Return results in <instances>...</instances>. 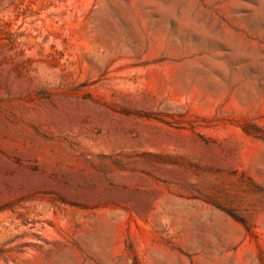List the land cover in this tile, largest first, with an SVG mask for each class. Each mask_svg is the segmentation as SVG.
Segmentation results:
<instances>
[{
  "label": "rangeland",
  "instance_id": "1",
  "mask_svg": "<svg viewBox=\"0 0 264 264\" xmlns=\"http://www.w3.org/2000/svg\"><path fill=\"white\" fill-rule=\"evenodd\" d=\"M0 264H264V0H0Z\"/></svg>",
  "mask_w": 264,
  "mask_h": 264
}]
</instances>
